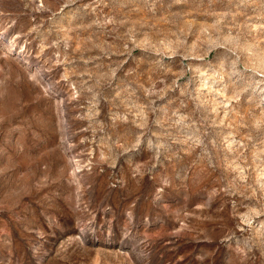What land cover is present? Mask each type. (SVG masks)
<instances>
[{
	"label": "rangeland",
	"instance_id": "rangeland-1",
	"mask_svg": "<svg viewBox=\"0 0 264 264\" xmlns=\"http://www.w3.org/2000/svg\"><path fill=\"white\" fill-rule=\"evenodd\" d=\"M0 264H264V0H0Z\"/></svg>",
	"mask_w": 264,
	"mask_h": 264
}]
</instances>
